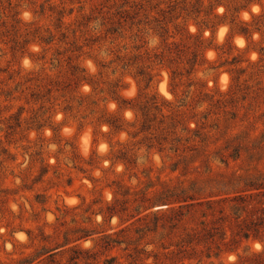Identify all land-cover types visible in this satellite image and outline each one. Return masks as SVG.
I'll use <instances>...</instances> for the list:
<instances>
[{
  "label": "rangeland",
  "instance_id": "obj_1",
  "mask_svg": "<svg viewBox=\"0 0 264 264\" xmlns=\"http://www.w3.org/2000/svg\"><path fill=\"white\" fill-rule=\"evenodd\" d=\"M125 1L145 3L150 20L166 16V31L156 21L113 30ZM209 4L176 19L168 0H0L8 27L18 19L23 36L40 27L57 38L25 51L0 45V264H169L166 247L183 229L163 215L170 201L264 179V0ZM49 5L74 9L61 30ZM82 15L91 19L72 51L66 42ZM171 42L181 59L170 64ZM152 97L163 109L144 126L140 108ZM229 154L239 157L222 162ZM239 252L201 264H245L259 253L264 264V241H243Z\"/></svg>",
  "mask_w": 264,
  "mask_h": 264
},
{
  "label": "trees",
  "instance_id": "obj_2",
  "mask_svg": "<svg viewBox=\"0 0 264 264\" xmlns=\"http://www.w3.org/2000/svg\"><path fill=\"white\" fill-rule=\"evenodd\" d=\"M151 0H146L150 2ZM205 0H168V12L175 13L176 19L186 12V16H191L195 14L199 15L204 10ZM259 1V0H250ZM79 2V1H78ZM46 2L40 5V9L35 12H39L40 15H44L46 11ZM128 1H125L120 5V10L117 14H120V18L114 22L116 26L113 30L120 28V32L123 28L129 25L133 27L134 25L139 27L142 24L150 25L151 21H156L159 29L166 31L168 26V21L166 22V16L164 19H159L156 15H153V20L149 19L148 9L145 8V3L137 2L130 5V8H126ZM209 8L214 9V6L223 3V0H209ZM157 4L155 8L158 6ZM50 10H55L56 7L49 5ZM179 9V10H177ZM57 10V9H56ZM163 8L157 11L158 14L165 13ZM74 9L71 8L68 13H66L65 8L57 10L56 16V28H61L66 23L65 17L71 16ZM143 14V16H142ZM264 12L257 15L263 16ZM90 15H82L80 19H77V29L73 31L74 40L71 42H66L70 44L69 50H78L80 45L77 44L76 32L81 31L82 27H86L90 22ZM0 45H9L10 49L13 51L26 50V46L30 42H35L38 44L50 45L57 44L56 35L47 28V35L41 33L40 27L26 32L25 36L20 33L21 21L14 19V23L10 27L7 26L5 21H2L0 14ZM246 24L242 30L244 34H248V26ZM152 26L151 28H156ZM28 29V28H26ZM260 30V27H256ZM23 36V37H22ZM22 38V39H21ZM68 36L66 32H61V37L58 38L59 41H65ZM175 42H171L168 45V53L172 54L176 50L177 57L169 58V63H173L176 59H181L180 49L171 47L175 45ZM47 48L44 49L46 51ZM264 50V48H263ZM58 55L62 52L57 49ZM149 51L144 52V54H149ZM143 55L139 53L136 58ZM155 57H163L162 53H155ZM197 52H193V57L188 60V62L194 63L197 60ZM44 57V56H43ZM150 58V56H148ZM57 58V57H56ZM71 58V57H69ZM161 59V58H160ZM57 60L60 62L59 58ZM164 60L163 58L161 59ZM161 61V62H162ZM134 63V62H133ZM131 61L127 60L124 64L129 66ZM168 65L171 67V65ZM193 66H191L192 68ZM4 71L0 68V72ZM190 72V70H187ZM139 75H142L147 83L153 80L154 75L151 72L145 71L143 66L139 68ZM171 85L174 86L175 82L180 76V72L177 69L171 70ZM11 78V77H10ZM152 109L162 111L163 106L159 104L156 97H152L150 101H147L140 110L144 116V126L148 125L150 121V111ZM239 155L229 154L221 155L220 159L222 162L228 163L230 158L237 159ZM260 178V177H259ZM254 181V183L249 184V187L241 189L234 193L226 194H215L203 197H195L194 194H187L183 196H178L175 201H170L173 204L167 207V210L163 212L165 219L170 223V228L172 230L179 228L180 224L183 225V229L177 235L178 240L175 243L170 244L166 248L168 251L165 253V257L169 260V264H177L185 260L196 261V264H201L205 260H211L213 258L222 257L225 253L235 252L239 256V259L244 258L239 252V248L243 241H248L250 239L264 241V179H259ZM186 190H182L185 192ZM178 202V205L174 203ZM152 206V205H151ZM151 206L147 207L151 208ZM155 214L158 212H154ZM151 212L145 214L143 218L146 219ZM184 221L190 223V226H185ZM74 246V248H76ZM47 253V252H45ZM42 253V254H45ZM260 253L256 254V258L245 260V264H262L260 258ZM259 257V258H258ZM78 256H72V259H76ZM34 261V259H33ZM31 261V262H33ZM40 262V261H39ZM156 263L159 261H155Z\"/></svg>",
  "mask_w": 264,
  "mask_h": 264
},
{
  "label": "bare ground",
  "instance_id": "obj_3",
  "mask_svg": "<svg viewBox=\"0 0 264 264\" xmlns=\"http://www.w3.org/2000/svg\"><path fill=\"white\" fill-rule=\"evenodd\" d=\"M256 8H257V7H256ZM238 39H239V38H238ZM239 40H240V39H239ZM243 40H244V38H243ZM241 41H242V40H241ZM244 43H245V42H244ZM162 87H163V89L165 90V85H164V84H163V86H162Z\"/></svg>",
  "mask_w": 264,
  "mask_h": 264
},
{
  "label": "clouds",
  "instance_id": "obj_4",
  "mask_svg": "<svg viewBox=\"0 0 264 264\" xmlns=\"http://www.w3.org/2000/svg\"><path fill=\"white\" fill-rule=\"evenodd\" d=\"M25 63H27V62H25Z\"/></svg>",
  "mask_w": 264,
  "mask_h": 264
}]
</instances>
